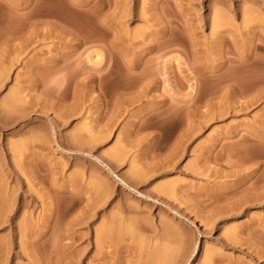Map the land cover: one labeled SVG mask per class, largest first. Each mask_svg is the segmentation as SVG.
I'll return each mask as SVG.
<instances>
[{
  "label": "rangeland",
  "instance_id": "rangeland-1",
  "mask_svg": "<svg viewBox=\"0 0 264 264\" xmlns=\"http://www.w3.org/2000/svg\"><path fill=\"white\" fill-rule=\"evenodd\" d=\"M0 264H264V0H0Z\"/></svg>",
  "mask_w": 264,
  "mask_h": 264
}]
</instances>
